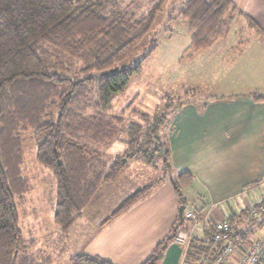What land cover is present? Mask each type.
<instances>
[{
  "label": "trees",
  "instance_id": "16d2710c",
  "mask_svg": "<svg viewBox=\"0 0 264 264\" xmlns=\"http://www.w3.org/2000/svg\"><path fill=\"white\" fill-rule=\"evenodd\" d=\"M113 0H0V264H51L53 256L35 253L33 240L21 233L14 197L29 187L22 177L20 134L31 132L35 160L55 182L53 223L59 232L56 252L99 187L114 183L130 158L154 163L170 159L167 142L158 136L160 118L144 128L112 113L114 99L156 50L151 28L165 0L136 15L127 10L106 11ZM231 0H181L176 15L189 27V58L211 48L229 33ZM256 32L261 31L248 21ZM254 103L264 97L253 96ZM216 101H223L217 99ZM183 104L175 108L179 112ZM126 148L108 161L114 142ZM178 172L170 185L184 206L180 191L192 183ZM127 197L102 226L127 211L157 185ZM241 215L222 220L230 226L234 247H247L252 232L264 226V201ZM242 219L245 220L243 224ZM248 225V226H246ZM192 224L176 218L169 234L141 264H159L178 232ZM215 224L197 226L183 249L181 264H228L218 261L222 243L214 242ZM231 262V261H230ZM68 264H112L99 257L73 255Z\"/></svg>",
  "mask_w": 264,
  "mask_h": 264
},
{
  "label": "rangeland",
  "instance_id": "374dc122",
  "mask_svg": "<svg viewBox=\"0 0 264 264\" xmlns=\"http://www.w3.org/2000/svg\"><path fill=\"white\" fill-rule=\"evenodd\" d=\"M157 1L113 0V4H108L105 8L107 12L127 10L139 15L150 12ZM163 3L162 11L156 15L151 28L156 50L142 63L140 71L130 78L126 90L114 99L112 113L117 115L121 113L122 127L134 123L144 128L159 117L161 120L158 136L165 143L171 132L173 118L178 113L173 114V111L179 105L183 104L179 110L181 111L191 104L224 100L223 97L242 92L236 80L244 77L241 74L245 73L246 69L238 66L239 63L234 59L239 43L249 39L250 36L243 27L244 22L240 19L230 25L227 46L224 42L226 37H224L218 40L221 43L215 45L212 51L198 57L194 54L189 58V27L187 22L175 13L181 5V0H165ZM227 16H230L229 12L225 15L226 18ZM20 141L23 160L22 177L29 187L26 194L14 197L21 233L25 239L34 241L35 253L42 252L49 256L55 254L51 264H68L69 259L75 254L72 251L80 247L78 245L80 241L74 238L70 241L65 239L62 256L58 259V252H56L58 247L55 244L60 243L54 238L57 228L53 223L54 178L35 160V141L32 133L20 134ZM125 148V145L116 141L106 151L101 150V152L105 153L103 157L110 161L117 155H122ZM176 173L170 159L166 164L162 158L151 164L142 159H128L122 174L114 183L99 187L93 199L82 211L80 218L75 221V224H78L76 227L85 224L86 220L91 222L94 216L109 217L119 204L134 192L154 183L173 179ZM262 188L264 185L249 188L245 194L233 200L231 203L233 213L229 212V214H239L243 218L244 211L249 210L253 204L264 201V195L260 196L261 192L264 194ZM201 193L203 190L195 181L180 191L188 209L194 200L200 201V205L208 209V198ZM146 204L143 203L138 207L140 211L138 209L134 211V206L124 215L139 212L142 215L143 224H164L168 214L167 208L151 211L146 207L141 211L142 206ZM178 208L179 206L177 211ZM220 208L223 215H226L227 209L224 212V208ZM242 221L245 224V220L242 219ZM247 229L252 230L247 241L263 242L264 247V226L259 228L248 226ZM69 242L72 244H68ZM83 251H86V246Z\"/></svg>",
  "mask_w": 264,
  "mask_h": 264
},
{
  "label": "crops",
  "instance_id": "0c3cea01",
  "mask_svg": "<svg viewBox=\"0 0 264 264\" xmlns=\"http://www.w3.org/2000/svg\"><path fill=\"white\" fill-rule=\"evenodd\" d=\"M231 2L235 9L227 16L229 33L231 23L241 19L250 36L239 43L234 59L239 63L238 66L246 69L241 74L244 77L236 80L242 92L223 97V101L186 106L173 118L167 139L173 170L177 173H190L192 182L195 181L203 190L201 194L208 198V209L196 200L189 205V209L184 205V212H192L200 224H215L226 219L229 212L233 213V200L245 194L249 188L264 185V102L254 103L251 100L253 96L264 97V0ZM228 35L224 41L226 46ZM218 43L221 41H217L210 49L197 53L196 57L212 51ZM260 194L264 195L262 192ZM141 202L147 203L142 206L141 211L146 207L151 211L167 208L165 223L143 224L139 212L124 215L134 206V211H140L138 207L142 205L139 204ZM178 206L180 207L178 198L170 181L166 179L155 185L127 211L103 226L104 220L110 216H94L91 222L86 220L79 227H76L78 224L75 222L66 239L80 241V247L72 251L75 254L99 257L112 264H141L169 234L177 218ZM220 207L224 208V212L227 209L226 215L219 210ZM54 233V238L59 239L58 230ZM249 244L251 243L246 245ZM85 246L86 251H83ZM182 257L183 249L172 242L159 264H181ZM237 259L238 256H232L228 264H235Z\"/></svg>",
  "mask_w": 264,
  "mask_h": 264
},
{
  "label": "built area",
  "instance_id": "2783aa9c",
  "mask_svg": "<svg viewBox=\"0 0 264 264\" xmlns=\"http://www.w3.org/2000/svg\"><path fill=\"white\" fill-rule=\"evenodd\" d=\"M184 219L192 222V228L189 232L180 231L177 233L174 243L180 248L184 249L187 246L193 230L200 225L196 216L192 212H184ZM216 234L213 237L214 242L222 243L221 257L219 262L223 259L238 256L235 264H264V247L263 242L251 243L247 247H234L233 242L229 239L230 226L224 221L215 223Z\"/></svg>",
  "mask_w": 264,
  "mask_h": 264
},
{
  "label": "water",
  "instance_id": "95a60500",
  "mask_svg": "<svg viewBox=\"0 0 264 264\" xmlns=\"http://www.w3.org/2000/svg\"><path fill=\"white\" fill-rule=\"evenodd\" d=\"M184 206H180L177 211V219L179 222L183 221Z\"/></svg>",
  "mask_w": 264,
  "mask_h": 264
}]
</instances>
